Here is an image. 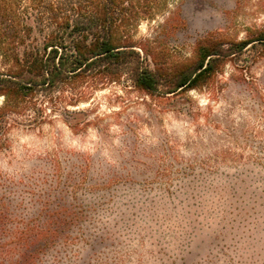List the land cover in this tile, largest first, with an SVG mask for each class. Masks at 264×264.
Returning a JSON list of instances; mask_svg holds the SVG:
<instances>
[{"label":"rangeland","instance_id":"1","mask_svg":"<svg viewBox=\"0 0 264 264\" xmlns=\"http://www.w3.org/2000/svg\"><path fill=\"white\" fill-rule=\"evenodd\" d=\"M168 3L136 32L160 64L264 28L254 1ZM218 72L167 98L122 78L77 106L36 101L0 135V196L77 214L62 264H264V48Z\"/></svg>","mask_w":264,"mask_h":264},{"label":"trees","instance_id":"2","mask_svg":"<svg viewBox=\"0 0 264 264\" xmlns=\"http://www.w3.org/2000/svg\"><path fill=\"white\" fill-rule=\"evenodd\" d=\"M168 1L0 0V62L8 67L0 72V135L17 116L38 110L39 100L77 106L84 89L122 78L151 98H167L206 86L226 62L264 48L262 28L235 42L208 38L196 45L192 58L160 64L136 32L143 21L167 13ZM250 1L264 7V0ZM55 93L67 97L53 98ZM46 205L36 214L18 213L0 196V264L63 263L61 250L71 239L66 229L79 217Z\"/></svg>","mask_w":264,"mask_h":264}]
</instances>
